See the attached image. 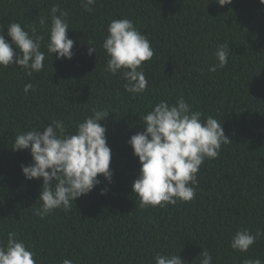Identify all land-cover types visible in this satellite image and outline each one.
I'll use <instances>...</instances> for the list:
<instances>
[{
  "label": "trees",
  "instance_id": "obj_1",
  "mask_svg": "<svg viewBox=\"0 0 264 264\" xmlns=\"http://www.w3.org/2000/svg\"><path fill=\"white\" fill-rule=\"evenodd\" d=\"M68 13L67 35L75 41L71 59L47 53L54 5ZM92 11L81 0H0V30L35 25L42 36L44 68L27 75L19 65L0 66V240L14 231L32 246L37 264H155L154 256L180 254L184 264H200L203 248L212 264L264 261V235L247 252L233 250L240 228L264 231V4L260 0H96ZM59 14V13H57ZM40 17L47 23L40 26ZM128 18L150 41L153 57L143 62L148 81L143 93L125 91L122 71L108 72L102 44L108 24ZM96 52L88 55L89 43ZM230 45L228 63L215 72L219 44ZM13 47H15L13 45ZM19 53V49L16 50ZM139 70V69H138ZM28 83L35 91L24 92ZM183 97L202 119L213 116L231 139L197 173L191 201L142 207L133 192L140 162L128 143L144 130L140 117L161 100ZM107 110L112 149L111 182L55 209L41 219L35 210L43 178H25L30 149L13 150L15 136L63 120L69 133L92 115ZM50 171V170H49ZM101 189H106L101 194Z\"/></svg>",
  "mask_w": 264,
  "mask_h": 264
},
{
  "label": "clouds",
  "instance_id": "obj_2",
  "mask_svg": "<svg viewBox=\"0 0 264 264\" xmlns=\"http://www.w3.org/2000/svg\"><path fill=\"white\" fill-rule=\"evenodd\" d=\"M216 2L223 6L230 5L232 0ZM81 3L85 10L91 12L96 0H81ZM260 3L264 4V0ZM50 15L47 53L71 59L75 41L67 35L70 29L68 13L57 4L51 8ZM47 19L40 17L39 25H46ZM107 32L102 44L110 57L106 70L116 75L123 69L122 78L127 81L125 91L143 93L148 81L142 64L154 55L149 39L128 18L112 20ZM8 36L10 41L3 34V29L0 30V66L19 65L27 70L29 76L44 68L46 54L41 51L43 37L37 34L35 25L25 30L20 23L11 22ZM88 43V55H92L96 48ZM229 49L228 43L217 45L214 55L218 63L208 69L210 72L227 65ZM30 90L35 91V88L28 83L24 92L27 94ZM91 111L92 115L80 122L72 133L68 132L63 120L53 119L43 131L33 128L15 136L13 150L30 149L32 156V163L21 165L25 178H43L37 200L42 204L35 210L41 219L55 209L70 210L73 200L90 193L102 183L98 174L109 182L112 180V149L107 142V127L101 124L109 112L96 108ZM203 115L201 111H193L191 105L180 97L171 105L167 100H161L140 117L144 130L132 135L128 143L141 165L132 189L140 198L142 207H164L169 203L176 204L177 200L191 201L195 198L200 166L206 158L218 157L222 144L231 141L225 134L223 123L213 116L202 119ZM106 191L101 189V194ZM261 235L264 231L259 229L253 234L249 229L240 228L233 235L230 247L247 252ZM199 256L200 264H212V255L206 248ZM35 257L32 246L19 239L14 231L7 233L6 243L0 240V264H37ZM154 261L155 264H184L180 254L156 253ZM62 264L75 262L64 259ZM242 264H264V261L248 258Z\"/></svg>",
  "mask_w": 264,
  "mask_h": 264
}]
</instances>
